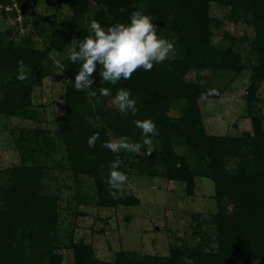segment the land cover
I'll use <instances>...</instances> for the list:
<instances>
[{"label": "trees", "instance_id": "16d2710c", "mask_svg": "<svg viewBox=\"0 0 264 264\" xmlns=\"http://www.w3.org/2000/svg\"><path fill=\"white\" fill-rule=\"evenodd\" d=\"M44 2L64 5L69 16L60 25L55 13L46 14ZM213 2L229 7V16L251 25L254 30L253 52L256 63L245 95L251 131L240 135H213L205 132L198 104L204 87L186 79L191 70L230 72L237 76L243 69L239 57L230 47L212 43L209 5ZM24 35L17 27L0 29V115L40 122L33 110L35 86L51 73V54L65 53L60 60L66 76L63 112L53 118L55 129L36 124L29 128H13L20 163L7 169V182L0 183V264H62L56 252L59 224V198L43 192L44 160L58 149L64 151L71 173L76 178L93 180L97 206H132L139 198L125 192L122 199L109 196L106 180L110 163L119 159L120 170L126 167L123 157L133 153H113L102 147L113 137L128 136L142 141L136 119L151 118L159 132L153 136L155 150L139 157L142 172L159 173L170 183L184 182L191 195L195 177H206L214 184L216 212L211 218L215 247H185L173 244L166 256L145 254L141 259L125 252H115V264H264V111L255 105L256 92L264 80V0H27ZM40 4V5H39ZM40 7V8H39ZM126 9L121 12L120 9ZM140 9L158 25V35L174 44L176 51L151 71L142 68L131 79L116 85L102 81L98 65L92 89L75 90L74 78L79 63L67 58L73 38L89 34L93 20L102 26L129 22L131 12ZM32 33L42 47L35 45ZM225 36V35H224ZM232 41V39H231ZM27 66V79H17V62ZM100 87L111 90L112 96H101ZM130 90L136 100V116L123 115L112 104L118 89ZM182 100L177 116L169 114L172 103ZM261 102V101H260ZM99 133L95 147L88 138ZM186 147L177 152V146ZM71 264H104L90 245L72 242Z\"/></svg>", "mask_w": 264, "mask_h": 264}, {"label": "rangeland", "instance_id": "374dc122", "mask_svg": "<svg viewBox=\"0 0 264 264\" xmlns=\"http://www.w3.org/2000/svg\"><path fill=\"white\" fill-rule=\"evenodd\" d=\"M40 7L46 14L55 13L60 25L69 16V10L64 5L44 2ZM229 13V7L210 3L212 43L224 47L231 45L238 54L242 71L234 77L230 72L213 74L211 71L191 70L186 79L201 83L204 92L212 88L219 90L218 96H212L207 101L198 100L205 132L238 136L244 131H251L245 95L252 77V66L256 63L253 52L254 30L251 25L231 18ZM6 27L14 28L9 21L1 20L0 29L4 31ZM24 32L15 35L14 39L19 40ZM31 38L35 45L42 47L39 37L32 33ZM174 51L175 47L169 56ZM65 55L51 54V73L42 79L40 86L33 88L32 108L37 112L40 122L0 115L1 184L7 182V169L20 163L15 133L11 129L29 128L36 124L50 130L55 129L53 118L62 114L64 108L66 76L62 73L60 60ZM256 97L255 105L260 106L263 112L264 80L256 92ZM210 103L214 105L211 109L208 107ZM182 106V100H175L169 114L177 116ZM175 149L177 152H185L186 147L179 145ZM122 153L126 155L125 151ZM142 154L140 151L133 153L132 157L128 154L123 157L126 167L124 172L128 176L124 191L137 196L139 203L117 207L96 205L93 180L85 176H73L64 151L58 149L44 160L43 192L59 198L56 252L62 255V264H71L70 245L80 241L90 245L104 264H115L114 254L119 251L138 260L145 254L166 256L173 244L200 246L206 250L215 247L211 218L216 212V202L213 199L212 180L195 177L193 193L188 195L184 182L167 181L159 165H156L159 170L156 174L151 170H147L148 173L137 169L141 164L139 157Z\"/></svg>", "mask_w": 264, "mask_h": 264}, {"label": "clouds", "instance_id": "9594fccd", "mask_svg": "<svg viewBox=\"0 0 264 264\" xmlns=\"http://www.w3.org/2000/svg\"><path fill=\"white\" fill-rule=\"evenodd\" d=\"M121 12L126 9H120ZM158 25L154 24L150 15L143 10L137 9L131 12L129 22H117L107 28L98 21L93 20L89 26V34L83 39L73 38L67 49V58L73 64L79 63V71L74 78L75 90L88 91L94 83L93 76L98 65L102 69L100 77L102 81L116 85L121 79H131L132 75L140 70L151 71L155 64L163 63L169 58L174 49V44L167 38L158 35ZM17 79H27V66L23 60L17 62ZM101 96H112L107 87H100ZM90 96H95V91H88ZM219 90L212 88L200 94L199 99L209 100L212 96H218ZM123 115L136 116L138 109L136 100L131 91L120 88L112 99ZM211 109L213 104H209ZM136 128L141 130L142 141L134 142L128 136L113 137L105 141L102 147L113 153L126 151L139 153L141 148H146V154L151 155L155 150L152 137L158 136L159 132L155 122L151 118L133 121ZM99 133H93L88 138V146L95 147L99 140ZM121 161L116 159L110 163L109 174L106 184L109 196L112 199H122L125 195L124 185L128 182V176L120 170Z\"/></svg>", "mask_w": 264, "mask_h": 264}, {"label": "built area", "instance_id": "2783aa9c", "mask_svg": "<svg viewBox=\"0 0 264 264\" xmlns=\"http://www.w3.org/2000/svg\"><path fill=\"white\" fill-rule=\"evenodd\" d=\"M27 0H0V21H9L10 25L16 26L18 33L24 32L23 21L25 13L22 3ZM32 1V0H31Z\"/></svg>", "mask_w": 264, "mask_h": 264}]
</instances>
